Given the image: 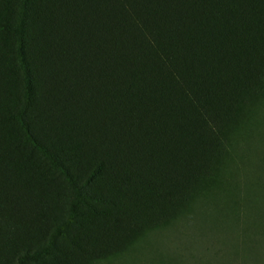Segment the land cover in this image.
Returning a JSON list of instances; mask_svg holds the SVG:
<instances>
[{
	"label": "trees",
	"instance_id": "1",
	"mask_svg": "<svg viewBox=\"0 0 264 264\" xmlns=\"http://www.w3.org/2000/svg\"><path fill=\"white\" fill-rule=\"evenodd\" d=\"M263 88L264 0H0V264L119 254Z\"/></svg>",
	"mask_w": 264,
	"mask_h": 264
},
{
	"label": "rangeland",
	"instance_id": "2",
	"mask_svg": "<svg viewBox=\"0 0 264 264\" xmlns=\"http://www.w3.org/2000/svg\"><path fill=\"white\" fill-rule=\"evenodd\" d=\"M238 106L210 176L104 264H264V88Z\"/></svg>",
	"mask_w": 264,
	"mask_h": 264
}]
</instances>
